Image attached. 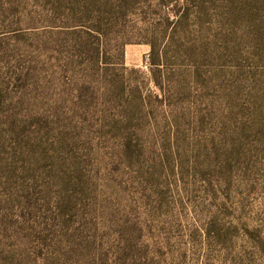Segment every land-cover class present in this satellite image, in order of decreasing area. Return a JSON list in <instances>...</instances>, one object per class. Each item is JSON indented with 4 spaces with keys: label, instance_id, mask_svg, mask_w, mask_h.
<instances>
[{
    "label": "rangeland",
    "instance_id": "rangeland-1",
    "mask_svg": "<svg viewBox=\"0 0 264 264\" xmlns=\"http://www.w3.org/2000/svg\"><path fill=\"white\" fill-rule=\"evenodd\" d=\"M0 264H264V0H0Z\"/></svg>",
    "mask_w": 264,
    "mask_h": 264
},
{
    "label": "trees",
    "instance_id": "trees-1",
    "mask_svg": "<svg viewBox=\"0 0 264 264\" xmlns=\"http://www.w3.org/2000/svg\"><path fill=\"white\" fill-rule=\"evenodd\" d=\"M154 51H155V48H154L153 52H154ZM153 52H152V53H153Z\"/></svg>",
    "mask_w": 264,
    "mask_h": 264
}]
</instances>
